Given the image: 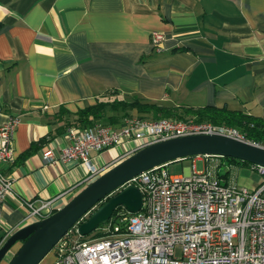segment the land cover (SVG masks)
<instances>
[{
  "label": "crops",
  "instance_id": "obj_1",
  "mask_svg": "<svg viewBox=\"0 0 264 264\" xmlns=\"http://www.w3.org/2000/svg\"><path fill=\"white\" fill-rule=\"evenodd\" d=\"M0 22V126L20 119L15 161L0 163L15 193L0 204V236L27 226L25 202L61 209L86 187L84 167L41 154L104 97L264 121V0H0ZM119 153L90 157L109 170Z\"/></svg>",
  "mask_w": 264,
  "mask_h": 264
},
{
  "label": "built area",
  "instance_id": "obj_2",
  "mask_svg": "<svg viewBox=\"0 0 264 264\" xmlns=\"http://www.w3.org/2000/svg\"><path fill=\"white\" fill-rule=\"evenodd\" d=\"M150 37L160 51L164 35L154 32ZM19 124V118L10 117L0 126L1 164L15 161L14 133ZM194 135H223L252 143L226 126L132 117L117 127L67 128V144L58 149L49 144L41 155L45 165L71 162L84 167L88 175L80 184L87 186L109 168L95 166L92 152L120 149L113 162L118 165L151 145ZM252 144L264 149V143ZM221 158L191 157L187 174L168 173V163L135 176L118 192L137 188L143 200L141 210L131 214L123 207L116 209L96 228L99 237L67 240L71 233L78 235L77 224L53 248L52 264H264V181L252 193L238 188L235 165H227ZM196 162L203 163L204 169L196 170ZM252 167L264 175L263 167ZM8 196L15 197L12 182L0 171V204ZM24 206L27 226L60 210L53 201H27ZM11 234L0 236V249Z\"/></svg>",
  "mask_w": 264,
  "mask_h": 264
},
{
  "label": "water",
  "instance_id": "obj_3",
  "mask_svg": "<svg viewBox=\"0 0 264 264\" xmlns=\"http://www.w3.org/2000/svg\"><path fill=\"white\" fill-rule=\"evenodd\" d=\"M197 156L232 158L264 168V149L249 142L223 135L167 139L113 166L50 217L12 233L0 249V264L17 243L20 246L7 264H41L77 224V233L83 238L105 224L118 207L138 213L143 202L140 191L130 186L118 192L122 185L152 168Z\"/></svg>",
  "mask_w": 264,
  "mask_h": 264
},
{
  "label": "trees",
  "instance_id": "obj_4",
  "mask_svg": "<svg viewBox=\"0 0 264 264\" xmlns=\"http://www.w3.org/2000/svg\"><path fill=\"white\" fill-rule=\"evenodd\" d=\"M1 28L2 23L0 22V29ZM114 97L115 99H107V97H104L94 106H88L79 110L76 119L73 120L70 127L74 126L77 129H87L96 125L117 127L121 125L123 118L128 115L130 116L131 114L129 113L135 112V114L141 119H177L183 121L193 119L197 123L207 122L214 125L229 126L240 130L243 133L244 138L252 143H264V121L247 117L239 112H231L226 109L216 110V108L212 107H206L199 110L187 108L178 109L173 106H162L155 103L144 102L139 98H130L127 100L117 96ZM221 159L222 162L227 165H237L239 163L248 164L232 158L222 157ZM227 174L228 172H225V175ZM105 202L106 201L99 203L98 208L104 205ZM66 239V237H63V240ZM72 239L82 241L75 233H71L67 240Z\"/></svg>",
  "mask_w": 264,
  "mask_h": 264
},
{
  "label": "rangeland",
  "instance_id": "obj_5",
  "mask_svg": "<svg viewBox=\"0 0 264 264\" xmlns=\"http://www.w3.org/2000/svg\"><path fill=\"white\" fill-rule=\"evenodd\" d=\"M107 99H115V97H107ZM131 114L130 116L128 115L127 117L122 119V122L130 119L132 117H138L135 112H131L129 113ZM147 117V116H145ZM149 118V117H148ZM144 119V118H143ZM150 120V119H147ZM183 121V120H181ZM195 122L193 119H189L188 121L185 122ZM207 123V122H205ZM211 124V123H209ZM214 125V124H211ZM218 125V124H217ZM214 125V126H217ZM218 126H224V125H218ZM229 127V126H226ZM232 128V127H229ZM235 129V128H233ZM236 130L238 132H240V134L243 135V133L238 130L236 128ZM244 136V135H243ZM256 144V143H255ZM191 166H192V161L191 159H187L181 162H174V163H170V165H168L167 170L168 173L173 174V175H180V174H187L190 170H191ZM204 169V165L201 162H196V170L200 171ZM222 173L226 172L225 168L221 169ZM233 176L235 179V184L238 188H244L246 190H248L250 193L256 191L259 186L261 185V183L264 181V175H260L251 165L248 164H237L235 165V172H233ZM121 210V207L117 208V211ZM113 218V217H112ZM99 237V235H97V231H93L92 233H90L87 236H84L83 238L80 237V239L82 241H87V240H91L94 238ZM19 244L16 246V248H14V252H16V250L19 248ZM13 254H11L9 257H7V262L10 260V257H12ZM53 252L49 253L48 255L45 256L44 260L41 262V264H50L51 260L53 261ZM6 258V257H5ZM7 264V263H6Z\"/></svg>",
  "mask_w": 264,
  "mask_h": 264
},
{
  "label": "bare ground",
  "instance_id": "obj_6",
  "mask_svg": "<svg viewBox=\"0 0 264 264\" xmlns=\"http://www.w3.org/2000/svg\"><path fill=\"white\" fill-rule=\"evenodd\" d=\"M187 159H189V158H187ZM185 160V159H184ZM181 162V161H180ZM98 208V207H97ZM80 237V236H79ZM52 252V251H51Z\"/></svg>",
  "mask_w": 264,
  "mask_h": 264
}]
</instances>
